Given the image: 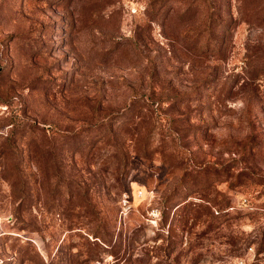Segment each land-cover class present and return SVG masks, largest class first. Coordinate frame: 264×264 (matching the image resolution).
Returning a JSON list of instances; mask_svg holds the SVG:
<instances>
[{
  "label": "rangeland",
  "instance_id": "1",
  "mask_svg": "<svg viewBox=\"0 0 264 264\" xmlns=\"http://www.w3.org/2000/svg\"><path fill=\"white\" fill-rule=\"evenodd\" d=\"M0 264H264V0H0Z\"/></svg>",
  "mask_w": 264,
  "mask_h": 264
}]
</instances>
